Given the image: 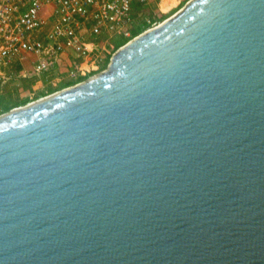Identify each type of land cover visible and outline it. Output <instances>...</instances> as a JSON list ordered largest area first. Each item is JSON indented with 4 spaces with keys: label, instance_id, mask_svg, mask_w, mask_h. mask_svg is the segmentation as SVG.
Returning a JSON list of instances; mask_svg holds the SVG:
<instances>
[{
    "label": "water",
    "instance_id": "95a60500",
    "mask_svg": "<svg viewBox=\"0 0 264 264\" xmlns=\"http://www.w3.org/2000/svg\"><path fill=\"white\" fill-rule=\"evenodd\" d=\"M0 264H264V0H188L0 114Z\"/></svg>",
    "mask_w": 264,
    "mask_h": 264
},
{
    "label": "built area",
    "instance_id": "2783aa9c",
    "mask_svg": "<svg viewBox=\"0 0 264 264\" xmlns=\"http://www.w3.org/2000/svg\"><path fill=\"white\" fill-rule=\"evenodd\" d=\"M135 1L0 0V71L26 55L36 57L26 67L36 76L57 68L69 52L88 61L100 49L98 37L130 34Z\"/></svg>",
    "mask_w": 264,
    "mask_h": 264
},
{
    "label": "rangeland",
    "instance_id": "374dc122",
    "mask_svg": "<svg viewBox=\"0 0 264 264\" xmlns=\"http://www.w3.org/2000/svg\"><path fill=\"white\" fill-rule=\"evenodd\" d=\"M187 1L188 0H144L142 2L139 1L140 4L134 6L133 8V11L135 9L136 11H138L139 14L137 15V18L133 16L134 21L130 24V29H129L130 34L128 36H125L120 32H116V33L110 34V37H107V39H104V38L102 39L101 36L98 37L96 39V43L98 44L100 49H98L97 55L90 56V59L88 61L84 59L79 60L74 57L73 59H76V60L73 61V59H69L70 64L65 65V62H67L68 59H65V58L63 59L62 57L58 67L55 68L57 69V72H59L58 75L57 76L54 75L53 77H50L51 80H53L51 82H54L56 85L54 88H57V86H59V83L65 79L71 81V83L76 82V81L79 82V81L86 79L88 76H91L93 74H96L102 71L103 69L106 68L111 54L117 48L121 46V45L119 46V42L123 40H126L127 42L128 40L132 38V34H131L132 27L136 25L142 26L144 25V22L146 23L145 26L146 27L148 26L147 28L156 26L157 24H159L160 22H162L163 20H165L166 18L170 17L175 12H177ZM17 62L18 61H12L9 67L6 66V67H2L3 69L1 68L0 84L5 83L4 81L10 77L12 80H14L13 78L17 79V78L28 76L26 67H22L19 72H14L13 69H16ZM76 66L78 67L81 66L83 70H81V72L80 70L77 71ZM8 69L13 70L10 76H7L4 74L5 73L4 71ZM72 71L74 72V74H71ZM48 84L50 85V82ZM2 89H3V86H2ZM30 92H32V90ZM30 92L26 91L24 92V94L27 95ZM20 97L22 96L18 95V93L15 95L16 99ZM2 106H3V103L2 101H0V114L6 112L3 110Z\"/></svg>",
    "mask_w": 264,
    "mask_h": 264
},
{
    "label": "crops",
    "instance_id": "0c3cea01",
    "mask_svg": "<svg viewBox=\"0 0 264 264\" xmlns=\"http://www.w3.org/2000/svg\"><path fill=\"white\" fill-rule=\"evenodd\" d=\"M139 1H135L133 4V8L136 5H139ZM138 11L134 9L133 16L138 15ZM102 39H107L106 36H101ZM110 37V36H109ZM35 56L33 55H26L25 60L23 62L18 61L16 64V69H13L14 72H19L22 67L29 68L30 65L34 63ZM68 59L67 62H65V65H69V59H73L74 55L72 53H67L65 56H63V59ZM76 59H73V61ZM12 69L5 70L4 74L7 76H10L13 72ZM59 72H57V69L50 70L45 73H41L40 76H36L35 74H31V72H28V76L21 77V78H13L14 80L8 78L5 80V83H1L0 86V101L3 103V110L8 111L12 108L22 106L31 100L37 99L39 97H43L45 95H48L54 91H57L58 89L65 88L67 86H70L72 84L77 83L65 79L59 83V86L57 88H54L56 85L54 82H51L50 77H53L54 75H58ZM50 80V81H49ZM55 80V79H54ZM50 82V85L48 84ZM80 82V81H79ZM71 83V84H70ZM48 84V85H47ZM3 86V89H2ZM24 89V90H23ZM23 90V91H22ZM32 90V92H30ZM30 92L29 94L25 95L24 92ZM18 93V95L22 96L18 99L15 98V95ZM7 99V101H6ZM3 111V112H4Z\"/></svg>",
    "mask_w": 264,
    "mask_h": 264
},
{
    "label": "trees",
    "instance_id": "16d2710c",
    "mask_svg": "<svg viewBox=\"0 0 264 264\" xmlns=\"http://www.w3.org/2000/svg\"><path fill=\"white\" fill-rule=\"evenodd\" d=\"M135 17L137 18V15ZM145 25H146V23L144 22V25H142V26L136 25V26L132 27L131 28L132 37H134L135 35L139 34L143 30H145L148 27V26L146 27ZM125 42H126V40L119 42V46L123 45Z\"/></svg>",
    "mask_w": 264,
    "mask_h": 264
},
{
    "label": "bare ground",
    "instance_id": "6f19581e",
    "mask_svg": "<svg viewBox=\"0 0 264 264\" xmlns=\"http://www.w3.org/2000/svg\"><path fill=\"white\" fill-rule=\"evenodd\" d=\"M160 23H161V22H160ZM39 98H41V97H39ZM39 98H37V99H39ZM34 100H36V99H34ZM34 100H31V101H34ZM31 101H30V102H31ZM28 103H29V102H28Z\"/></svg>",
    "mask_w": 264,
    "mask_h": 264
}]
</instances>
